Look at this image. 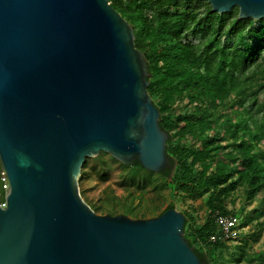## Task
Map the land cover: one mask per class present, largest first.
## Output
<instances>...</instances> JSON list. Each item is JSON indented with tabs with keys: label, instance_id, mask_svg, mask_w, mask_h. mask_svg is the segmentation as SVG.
Here are the masks:
<instances>
[{
	"label": "water",
	"instance_id": "water-1",
	"mask_svg": "<svg viewBox=\"0 0 264 264\" xmlns=\"http://www.w3.org/2000/svg\"><path fill=\"white\" fill-rule=\"evenodd\" d=\"M264 18V0H206ZM144 53L108 0H0V264H205L185 216L97 214L78 186L101 151L149 171L169 165Z\"/></svg>",
	"mask_w": 264,
	"mask_h": 264
},
{
	"label": "trees",
	"instance_id": "trees-1",
	"mask_svg": "<svg viewBox=\"0 0 264 264\" xmlns=\"http://www.w3.org/2000/svg\"><path fill=\"white\" fill-rule=\"evenodd\" d=\"M108 1L132 25L135 46L147 62V92L168 132L169 165L159 173L173 189L207 191L211 212L229 213L225 202L238 184L252 200L264 189V18L238 19L237 7L219 14L206 0ZM190 36L198 38L196 44ZM250 40L252 47H246ZM235 104H240L235 118L219 113ZM223 141L230 147L225 154ZM222 158L227 160L221 166ZM125 164L149 171L136 160ZM168 208L173 204L163 211ZM187 228L185 216V238L210 264L197 241L216 229L214 219L195 233Z\"/></svg>",
	"mask_w": 264,
	"mask_h": 264
},
{
	"label": "rangeland",
	"instance_id": "rangeland-1",
	"mask_svg": "<svg viewBox=\"0 0 264 264\" xmlns=\"http://www.w3.org/2000/svg\"><path fill=\"white\" fill-rule=\"evenodd\" d=\"M127 1L123 0L124 3ZM152 13V10L148 11L149 15ZM188 17L186 14L185 19ZM190 40L196 44L198 38L190 36ZM223 40L226 41L225 37ZM250 43L251 40L245 46L252 47ZM219 49L223 56H228L227 51H222V47ZM262 97L261 92L259 99ZM238 108L240 104L229 105L219 113L235 118V109ZM221 145L222 154L230 150V147L225 146L226 141L221 142ZM226 160L227 158H222L217 164L222 166ZM1 171L0 169V175ZM78 186L84 201L100 215L125 214L130 218H150L159 215L172 203L175 209L187 216V233H195L208 219H214L215 212L208 209L207 191L198 187L173 189L167 178L159 172L134 171L107 152L101 151L94 157L86 158L80 169ZM225 209L240 218L232 239L216 246L206 240L197 241L198 247L210 256V264H263L264 189L252 200H247L243 186L238 184L228 196Z\"/></svg>",
	"mask_w": 264,
	"mask_h": 264
},
{
	"label": "built area",
	"instance_id": "built-area-1",
	"mask_svg": "<svg viewBox=\"0 0 264 264\" xmlns=\"http://www.w3.org/2000/svg\"><path fill=\"white\" fill-rule=\"evenodd\" d=\"M0 183L1 189L5 194L8 190V180L3 169L0 175ZM4 194L3 198L0 200V205L3 207L5 206ZM213 216L216 229L207 235L206 241L210 244H215L232 239L240 223L239 216L234 213H222L220 211H216Z\"/></svg>",
	"mask_w": 264,
	"mask_h": 264
},
{
	"label": "flooded vegetation",
	"instance_id": "flooded-vegetation-1",
	"mask_svg": "<svg viewBox=\"0 0 264 264\" xmlns=\"http://www.w3.org/2000/svg\"><path fill=\"white\" fill-rule=\"evenodd\" d=\"M2 198L0 197V200H1Z\"/></svg>",
	"mask_w": 264,
	"mask_h": 264
}]
</instances>
